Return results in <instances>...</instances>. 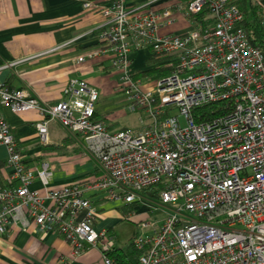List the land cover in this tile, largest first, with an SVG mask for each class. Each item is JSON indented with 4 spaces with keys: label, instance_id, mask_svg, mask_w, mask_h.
Segmentation results:
<instances>
[{
    "label": "built area",
    "instance_id": "built-area-1",
    "mask_svg": "<svg viewBox=\"0 0 264 264\" xmlns=\"http://www.w3.org/2000/svg\"><path fill=\"white\" fill-rule=\"evenodd\" d=\"M79 1L103 22L96 47L76 60L108 56L126 110L138 114L137 128L109 132L94 118L98 92L83 79L69 78L54 104L0 81V107L36 112L41 143L50 121L80 137L99 171L90 182L50 187L48 164L25 165L0 113L10 171L0 185V236L10 226L33 224L55 230L70 246L69 260L96 248L103 264H113V237L94 228L96 207L83 195L93 190L106 200L140 204L147 215L156 206L165 210L137 222L141 231L131 238L137 264H264V53L248 42L239 0H173L163 8L151 5L157 0ZM204 9L211 19L205 25L194 18ZM259 16L264 25V10ZM178 17L189 29L160 32ZM141 48L165 74L136 77L129 56ZM29 58L2 63L0 71ZM211 103H223L224 113L202 118L196 109ZM34 179L42 194L31 189ZM133 215L127 209L123 218Z\"/></svg>",
    "mask_w": 264,
    "mask_h": 264
},
{
    "label": "crops",
    "instance_id": "crops-1",
    "mask_svg": "<svg viewBox=\"0 0 264 264\" xmlns=\"http://www.w3.org/2000/svg\"><path fill=\"white\" fill-rule=\"evenodd\" d=\"M146 1L148 0H126V4L133 6ZM256 1L264 6V0ZM171 2L173 0H157L151 5L163 8ZM102 22L103 18L99 13L94 9H82L79 0H0V64L31 56L10 69L1 70L0 81L9 88L25 89L30 96L47 104H54L62 98L61 88L69 78L83 79L98 92L94 104V118L101 120L107 130L113 132L123 128L136 129L137 126L114 127L117 119L123 116L124 98L119 103V113L105 111L103 100L113 96L116 89H119L118 73L109 66L108 56L76 60L78 56H84L96 47V35ZM187 29V21L178 17L176 22L162 28L160 32ZM141 51L145 53L140 61L141 66L134 67L137 64L135 59ZM146 52L150 54L146 48L134 50L129 57L136 77L149 81L160 76L165 69L158 66L151 55L146 57ZM0 113L11 127L12 135L24 155L25 165L37 168L42 162L48 164L50 187L90 182L99 175L96 164L86 154L80 137L68 134L56 122L50 121L46 129L47 141L41 143L33 127L40 120L36 112L30 110L13 113L0 107ZM43 146H51L55 151L42 149ZM57 149L60 151L59 155ZM5 156V148L0 144L1 186L6 183V176L10 173L4 166ZM31 189L42 194L37 179L33 180ZM83 195L96 207L94 228L109 231L114 241L112 251L126 250L129 240L141 230L134 223L133 235L124 247H118L114 227L123 220L133 221L138 218V222L143 219L146 214L145 207L106 200L101 192L93 190H86ZM127 209L134 214L130 219L123 218ZM69 253V244L55 230L39 229L33 224L25 229L17 225L10 226L0 236V264H103L101 254L96 248H87L72 260H69Z\"/></svg>",
    "mask_w": 264,
    "mask_h": 264
},
{
    "label": "trees",
    "instance_id": "trees-1",
    "mask_svg": "<svg viewBox=\"0 0 264 264\" xmlns=\"http://www.w3.org/2000/svg\"><path fill=\"white\" fill-rule=\"evenodd\" d=\"M238 5L243 15L242 27L247 34L249 44L263 51L264 25L260 22L261 18L259 13L264 10V6L260 5L256 0H239ZM194 18L203 25L211 21L205 9L195 15ZM165 73L166 71L164 70L161 75ZM222 105L224 104L211 103L196 110L202 113V118L207 119L214 115L224 113L221 107ZM148 192L146 190L143 193L148 194ZM150 193L149 195L152 196V193ZM138 254L139 252L134 248L131 240H129L126 250H114L109 255L112 258L113 264H137Z\"/></svg>",
    "mask_w": 264,
    "mask_h": 264
},
{
    "label": "rangeland",
    "instance_id": "rangeland-1",
    "mask_svg": "<svg viewBox=\"0 0 264 264\" xmlns=\"http://www.w3.org/2000/svg\"><path fill=\"white\" fill-rule=\"evenodd\" d=\"M148 55L150 56V54H148L146 52V57H148ZM145 56V53H143L141 51V53L137 56V58L135 59V62H137V64H135L134 67H139L141 66V62L142 58ZM118 88V87H117ZM117 91L114 93L113 96L108 97L107 99L103 100V105L105 108V111L107 110H111L112 112H120L121 110V106L119 105L120 101L123 100L124 96L123 93L119 90L116 89ZM105 103V104H104ZM172 114H176V112L173 110L171 112ZM137 115L135 113L131 114L128 113L126 111V109H123V116L119 117L116 121V123L114 124V127L116 128H121V127H135L137 126ZM109 132H113V130H108ZM42 149L45 150H50V151H55L54 148H52L51 146H43L41 147ZM58 150V149H57ZM57 155L60 154V151L58 150ZM47 155H45L46 157ZM50 156V155H48ZM37 168H40V165L38 164ZM165 210H163L161 207L156 206V209L154 210V212L150 215L145 214V217L143 219H147V220H154L156 219V215H160L163 214ZM138 218L132 220H123L122 222H120L116 227H114V233H115V241L118 247H124L125 243L127 242V240L133 235L134 230H135V226L134 223H137Z\"/></svg>",
    "mask_w": 264,
    "mask_h": 264
}]
</instances>
